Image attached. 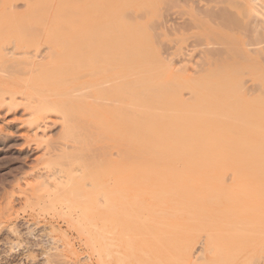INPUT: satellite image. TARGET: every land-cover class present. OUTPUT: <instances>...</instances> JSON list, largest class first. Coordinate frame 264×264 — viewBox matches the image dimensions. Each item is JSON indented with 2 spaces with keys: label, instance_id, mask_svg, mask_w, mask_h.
Here are the masks:
<instances>
[{
  "label": "rangeland",
  "instance_id": "obj_1",
  "mask_svg": "<svg viewBox=\"0 0 264 264\" xmlns=\"http://www.w3.org/2000/svg\"><path fill=\"white\" fill-rule=\"evenodd\" d=\"M41 1L44 2L45 0ZM53 1L54 0H52L51 3L47 2L46 7L51 4L56 5L59 3V0L56 2ZM18 2L23 4L22 8L20 7L21 4L20 6L17 4ZM28 2L25 0H1L0 17H2L1 15H3L2 11H5L4 9L7 11V8L5 7H8V9L12 7L14 8L13 12L15 14L19 12L21 15L23 12L28 16L31 13L33 14L37 11L40 12V7H38L40 10L37 9L31 13L29 12L32 8L36 7L33 3H36L37 0H31V2ZM72 2L73 4L68 2V5L65 4L66 9H68V11L71 9L69 5L72 6L73 9L79 8V10L77 9L76 11L70 10L73 13L75 12V14L78 12L76 20L78 16L79 19L77 21L79 22L78 24L71 23L72 20H76L70 18L74 17L70 15V21H66L67 24L63 21V19H56L57 21L53 20L56 23V26L58 22V26H60L61 23V25L64 26V28L62 26L63 30L56 26H54V28V22L52 19L50 20L52 21L50 24L48 22H46V24L44 23L46 26L44 24L40 25L38 23H33L36 22L35 20L38 18L41 19L38 17L39 15L43 16L45 14L41 12L39 15L37 14L38 16L36 15L35 20L30 21V19L28 20L27 18H23L25 23L24 21H20L21 24H19L21 27L23 23L27 26L29 22H31L28 26L29 29L26 28L24 30L18 29V27H20L19 24L17 25L18 27L13 26L18 23L17 20L19 19L16 18L17 14L16 17H13L14 23L12 26L6 25L5 27H1L5 20L8 21V18L6 19V17L8 16L7 14H10L8 12H11L12 9H9L10 11L8 10V12L5 11L6 14L4 15H7L6 17L3 15L5 20L2 22L0 20L1 31L2 28H4V31L0 32V73L2 72V74H0V137L2 135V139L4 140L3 141L1 139L2 141H0L2 143L0 144V264H106L109 260L106 256L108 252L105 253L108 248H105L106 250H104L103 246L106 243L105 241H107L106 239L108 238V235L101 232H92V230L89 231L91 227L89 219L93 216V211L91 210H95L96 201H103V198L101 199L99 197L101 192L100 189H92L90 185L88 186V184H91V186L94 187L92 182L95 183L97 177H100L98 175L99 172L97 164L102 158V153L108 149V144L107 142L104 144L102 141L103 139L101 140L96 136V134L102 130V127H104L102 126L103 121L110 118L113 112H109L110 114L107 112L104 114L103 112V115L100 114V117L97 113L100 110V107H97L99 105L96 103V106L92 103V101H90V99L93 100V97H96L99 92V95L101 96L100 89H97L96 86L94 88V79L100 77L102 73L100 74L98 72V75H96L97 72H93L94 76L90 75L92 78L88 77V74L84 75V77L87 76L88 79L92 80H90V85H93V87L88 88V91L81 90L83 94H78V92H76L77 96L75 94L68 95V93L72 90L71 88L75 89L77 85H73L71 88L68 86L71 89L69 90L67 85H62L60 81L63 78L68 79L70 76H72L71 78L73 79L75 73L76 76H78L79 73H91L93 70L96 71L97 69V71L102 70L100 72H104V68L107 67L108 69L114 62L116 55H113L120 52L119 48L115 49V38L112 40L113 44L109 42L111 41L110 39H112V36L116 37L120 34L123 38L124 36H128L129 33L132 35L131 32L136 29V32L134 33H138L135 34L137 36V40H141L139 45L141 44L140 46L142 47L144 45V49L147 47L145 50L148 51V64L156 67L160 78L164 77L166 80H173L172 82H175L177 85L175 87V84L173 85L170 81L169 83L167 82L169 87L173 86L172 88L170 87L171 91L169 92H174L175 89L178 91L176 93L180 94L177 95L178 97H171V94H175V92L169 94L168 91H165L167 92V94L164 93L166 95H161L162 98H165H163L164 101L166 98L172 100V102L169 100V104L176 102L177 100L175 101V99L182 96V92L188 93L186 94L187 96L190 91L195 92L197 95L201 93L205 94L209 87L215 85L212 82L218 84L215 85L217 92L212 94L207 101V105L212 109L222 106L232 107L234 105V101L235 103L238 102L243 96V89H248L254 86L255 93L248 100L253 99L254 101L256 100L255 102L257 103H264V0H81V2L79 1V5L74 1ZM11 3L16 4L14 5L16 6V9L14 6H10ZM63 3H65V1ZM89 3H91V5ZM58 5L59 6H56V9L61 8L60 6L62 4ZM73 5H76V7ZM44 6L41 7L44 8ZM65 6H63V8ZM143 7L145 8L144 10ZM63 10L65 12L67 11L65 9ZM53 12L55 13V11H52L51 13ZM81 12L84 15H81ZM46 13L49 15H45V20L49 21L50 12L48 11ZM66 13L61 14L65 15ZM73 13L72 15H75ZM10 15L9 17H12ZM120 16L123 17V19ZM119 17L121 20H119ZM124 17H126V19ZM33 18H35V16ZM53 19H55V17ZM127 19H130V21L126 24L124 20L127 22ZM11 20L12 18H10L9 22H6L10 24ZM45 20L43 21L41 19V22H45ZM83 20L85 21L83 22ZM117 22L118 24L120 22L119 25L121 30H117L116 28L117 32L114 33L113 28H115V26L117 27ZM130 23L131 25L135 23L137 25H133V30L129 31L131 26L128 24ZM25 25L23 27H26ZM111 26L112 28H110ZM98 27L99 29L102 28L100 30L103 32L98 30ZM65 28L67 32L71 31L68 33L69 35H66V31H64ZM53 29L54 31L55 29L62 30L61 32H65L63 34L64 36L70 37L74 35L73 38H75L77 33L78 36H76L75 41H71L72 39L68 37L67 39L64 36V38L61 37V34L56 36L55 33V35H53ZM126 29H128L129 32ZM19 30L23 32L28 30L25 33L27 36H23V32L21 34L18 33ZM96 30L97 32H95ZM10 31H14V33L15 31L17 32L15 34H11ZM108 31H111L112 33L110 32L111 34L109 35ZM33 32H35V34ZM104 32H106V34L108 33L107 35L111 37L104 35ZM141 33L143 34L140 35ZM91 35H93L94 38ZM99 35H103V41L99 38ZM79 36L82 41L83 39H86L83 42L79 40L80 45L77 46L80 47L74 48L73 50L72 47H76V43L79 44L77 41V37ZM89 36H91V39ZM7 41L8 44L6 43ZM88 41L89 44H87ZM43 42L44 44H42ZM200 42H202V45L196 46L198 43L200 44ZM62 46H64L65 49H63ZM201 46L204 48L202 49ZM5 48L11 51L12 54L21 53V55H23L22 57H18L15 61V63H17L16 67H11L13 65L9 60V51L5 50ZM111 48H113L112 52ZM153 48L160 52H166L167 50L168 52L166 53H171L172 55L167 57L165 62L160 61L154 63L152 60L155 57V55L152 54L154 52ZM194 48L195 52L193 54V58L189 57L190 61L182 60V57H184L183 55L191 54V51ZM106 49L109 51H105ZM41 50L42 52L40 53H45L46 51L48 52L44 61L40 63L35 62L37 64L34 63V65L32 64L33 59H31L33 56L31 58H26L37 54ZM115 50L118 51L116 52ZM105 52L108 54H105ZM79 56L85 58L98 56V58L101 57V60L103 61H98V59V63L96 62L95 64L92 60L94 65L90 62L89 65L85 67L86 69H83L79 68L78 64L75 65V61L79 59ZM194 56H198L199 58H194ZM109 58H111V60L108 62ZM28 61H30V63ZM204 62H206V64ZM197 64H202L203 66H201L203 68L209 69L208 74L205 76L207 79H204V83L202 84L203 86L200 84V87L195 85L192 86V88H189L186 84L182 83L178 75H180L182 70L187 68L190 69L191 66ZM4 67L7 69V73L10 72V70L11 72L14 69L15 70L11 73L12 75L9 73V75H7L8 77H4V75H6ZM7 67L10 68V70ZM47 67L50 68L46 69ZM16 69L18 70V74L15 72ZM28 70H33V72L35 70L36 73L32 74L35 76V79L44 80L45 78V80L42 81L43 83H40L41 87L35 92L24 88V93L12 96V91L8 92L5 88L6 86L4 85L7 81H12L15 76H19L21 75L20 73ZM3 73L5 74L3 75ZM47 73L50 74L47 75ZM160 73H163L166 76H161ZM214 73H216V76ZM44 74L46 75L44 76ZM46 78H48V80ZM77 80H79V77L73 81ZM150 80L151 79L147 82L151 83L149 82ZM179 84L184 85V87H178L180 86ZM221 85H224L223 88H219ZM165 87L168 89L167 85L164 86V88ZM63 88H65V90H63ZM82 92L79 91V93ZM84 92L88 93L85 94ZM195 93H193V95H196ZM90 94H92L93 97H90ZM221 94L223 96H221ZM86 97L90 98L88 99ZM13 99H15L16 103L13 102ZM229 99H233V101H230ZM84 101H87V104H84ZM73 104L75 105L74 109ZM172 104L171 108L173 106ZM30 107L32 108L31 111ZM80 109H83V112ZM173 113L172 115H174ZM90 114H92L91 117L89 116ZM170 115L171 114L169 113V117L167 116L169 120L166 119L167 117L165 118L166 122H171L176 116V114L174 117ZM93 116L95 117L92 118ZM42 120L48 122L51 128L45 133H33V127H35V125ZM99 122H101V124ZM90 126H93L94 129L90 128ZM86 127L87 129H85ZM92 131L94 132L93 134L91 133ZM51 145L63 146V148L59 146V149L61 150L62 148L63 152L61 151L62 153H60L58 151L57 153L56 151L55 153L57 156H53L54 153L50 156L51 153L49 152V154H47V152ZM64 148L68 149L65 150ZM56 179L62 180L66 184H63V187L61 185L58 186L57 184L61 181ZM108 179L109 176L100 177V180L103 181H108ZM85 184H87V187ZM120 195L121 198L119 195L116 197L118 203L123 204V202L130 200L131 213L135 216V213L139 209V205L132 202V196L129 193H121ZM123 199L124 201H122ZM106 215L120 216L121 213L119 210H116L112 213V215H109L108 212L105 213V216ZM78 218L79 222L76 221ZM253 221L254 218L252 219V222ZM238 222L241 221H230V227L232 226L231 228L236 231L240 230L241 225L238 226ZM261 225L262 224L260 223L258 226L253 225V231L246 233L243 240V245L254 246V243H258V246L255 245L256 249L253 257L259 259L254 260L257 261V263L260 262L259 264L264 262V260H261L264 258V225ZM255 229L260 231L262 234L260 235V233ZM202 235L204 234H197L194 236L193 240L195 243H198V245H201V243H199L200 239H203L201 241L202 243H204L207 239L206 235L201 238ZM93 236L94 238L92 239ZM251 240H253L254 243L251 244ZM125 245V242L120 241L116 245L118 246L116 250L124 252ZM109 250L110 249H108V251ZM161 252L162 254L166 253V250L161 249ZM105 257L107 259H105ZM203 258V260L199 259L194 262V264H210V259L208 257ZM252 260V264L256 263ZM218 263L219 261L217 264ZM122 264L136 263L125 260Z\"/></svg>",
  "mask_w": 264,
  "mask_h": 264
},
{
  "label": "bare ground",
  "instance_id": "obj_2",
  "mask_svg": "<svg viewBox=\"0 0 264 264\" xmlns=\"http://www.w3.org/2000/svg\"><path fill=\"white\" fill-rule=\"evenodd\" d=\"M25 1L31 2V0ZM46 1L47 0H45L44 3L41 0H37L38 3H33L34 6H36L34 7L35 9L32 8L33 10L31 9L29 11L31 13L32 11H36L37 9L40 10L41 8L40 12L45 13L43 15L44 18L43 16L39 15V11H37L36 13L34 12L33 14L28 13L30 17L27 14H24V12L22 15L18 12L16 13V17V14L13 12L14 8L10 7L9 9L12 10L11 12H8V7H5L7 8V11L6 9H4L6 12L10 14L13 12L14 14H7L8 16L6 15V17L4 15L6 14V12L2 11L4 17H6V19L8 18V21L5 20L3 15H1V22L5 20L3 22V25L4 23L5 25H2L1 27H5L6 25L12 26L14 23L13 17L19 19L17 20L18 23L15 22L17 24L13 26H17L20 21H24L25 23V20L23 18H27L28 20L30 19V21L35 20L37 14L39 15L37 16L44 21L46 19L45 15L48 14L46 12L48 11L50 12V17L48 16L49 21L45 20V22L42 21V23L41 19L37 17L38 19L33 23H38L41 25L48 22L50 24V22H52L53 20L63 19V21L67 24L68 20L70 21V16H74L75 18H70L76 20V15L78 14V12H76L75 14V12L73 13L71 11H76L77 9L79 10V8L73 9V7L69 5L71 9L69 7L68 8L71 11H68L65 4H73L72 1H74L79 5V1L81 2V0H59V3H55L56 5L53 4L55 7L51 4L53 6V9L52 6H49L48 4L47 5L50 9L48 8V6L46 7V3H51L52 0H48L47 2ZM56 1L57 0H54L53 2ZM64 1L65 3H63ZM17 4H19V6L21 4L20 7L22 8V3L18 2ZM58 4H62L60 6L61 8L65 6L63 9L67 10V13L61 8L56 9V6H59ZM89 4L91 5V3ZM14 5L16 4H10V6ZM41 6H44V8ZM73 6L76 7V5ZM14 7L16 9V6ZM44 9L46 10V12ZM144 9L145 8L143 7V10ZM52 11H55V13H53L56 16L51 13ZM56 12L59 14H57ZM61 13L66 14L62 15ZM72 13L75 15H72ZM51 14L55 17V19H53L54 17H52ZM80 14L84 15L82 12ZM9 15L12 17H9ZM34 16L35 18H33ZM63 16H66L67 20L66 17ZM10 18H12V20L10 24H8L7 22H9ZM121 18L123 19V17ZM121 18L119 20H121ZM124 18L126 19V17ZM51 19L52 21H50ZM78 19L79 17L77 16V20ZM130 19H127V22L124 20V22L127 24ZM77 20H72L71 23L78 24L79 21ZM84 21L85 20H83V22ZM24 23L22 24V27L20 23V27L17 26L18 29L24 30L31 24V22H29V24L26 26ZM116 24L117 27L115 26V28H113L114 33L117 32L116 28L117 30H121V27L119 25L120 22L119 24L118 22ZM24 25L26 27H23ZM58 25L59 22L57 26L54 22L53 27L56 26L59 29H62L63 25H61L60 23L61 28ZM128 25L131 26V29L128 28L130 31L133 30V25L137 24L135 23L131 25L130 23ZM110 28H112V26ZM3 29L4 28H2L1 31L0 28V32H3ZM59 29H55L56 32L53 29L52 33L53 35H55L56 33V36L61 34V37H63V34L65 32H61L63 29ZM100 29L98 27V30ZM128 29L126 30L128 31ZM134 30L135 31L131 32L132 35H130L129 33L128 36H124L123 38L120 34H118L119 36L116 34V37L109 36L112 33L111 31V33L108 31L109 35H107L108 33L106 34V32H104V35L112 38L110 39L111 41H109L110 43H112V40L115 38V49H120L119 53L117 52L118 50H115L117 54L115 53L113 56L116 55V60L114 59V62L109 66L108 69L107 67L104 68V72H100L102 70L97 71V69L96 71L91 70V73H79L78 76H76L75 73L73 79L71 78L72 76H70L68 79L63 78L60 81L62 85H67V87L70 86V88L73 87V85H77L75 89L71 88L72 90L68 87V89L71 90L68 95H76V92H78V94H83L82 91H88V88L93 87V85H90V82L92 80L88 79V77H91L90 75L94 76L93 72H97L96 75H98V72L100 74L102 73L100 77L94 79L95 82L93 81L94 88L96 86L97 89H100L101 96L99 95L100 92L97 93L96 97H93V95L90 94V97H93V100L90 99V101H92V103H94L95 105L96 103L97 105H99H96L97 107H100V110L98 109L100 113L96 111L99 115H103V112L104 114L105 112H107L108 114H110L109 112L111 111L113 112L110 118H107L105 119V121H103L102 126L104 127H102V130L96 134V136L101 140L103 139L102 141L104 142V144L105 142H107L108 144V149L103 147L104 149H106V151L102 153V158L97 164L99 172L98 175L100 177L109 176V179L108 181H103L100 180V177H97L95 183H93L91 180L94 187L91 186V184L87 183L88 186L90 185L92 189H100L101 192L99 197L101 199L103 198V201H100L98 200L100 198L97 197L98 201H96L95 210H91L93 211V216H91V218L89 219V224H91L89 231L92 230V232H101L108 235V238L106 239L107 241L104 240L107 243V246L106 243L105 245H103L104 250H106L105 248L110 249L109 251L108 249L105 251V253L108 252L106 256L107 258H109L106 264H122L125 260L132 263L135 262L136 264H194V262L199 259L203 260V257H208L210 259V264H217L218 261V264H252L251 260L256 249L255 245H257L258 243H254L253 240H251L250 243H254V246L245 244L243 245V240L246 233H250V231H253V225L258 226L259 223L262 224L261 226L264 225V103H257L255 102L256 100L254 101L253 99L248 100L255 93V86L253 85L254 87L243 89V96L239 99V101L236 100L238 102L235 103L234 101V105L232 107L222 106L212 109L207 105V101L210 96L217 92L215 86L217 83L212 82L215 85L209 87L205 94L201 93L197 95L195 92L190 91L189 95L187 96L186 94L188 93L182 92V96H180L178 99H175V101L177 100L176 102L173 101V104H169L168 102L170 99L166 98V100L164 101V97L162 98V96L167 94V92L165 91H168L169 94L173 92H169L171 91L170 87L172 88L173 86L169 87V85L167 84V82L169 83V81L173 83V80H166L164 77L160 78L156 67H154V65L151 66L148 64V51L145 50L147 49V47H145L144 49L143 44V47L140 46L141 44L139 45V43H141V40H137V36L135 34L138 33H134L136 32V29ZM20 31L21 30H19L18 33L21 34L23 31ZM64 31H66V28L64 29ZM16 32L17 31H15V33ZM26 32L24 31L22 33L23 36H27V34H25ZM69 32L66 31V35ZM95 32H97V30ZM13 33L14 31L11 32V34ZM33 33L35 34V32ZM142 34L143 33H141L140 35ZM76 36H78V33L75 35V38ZM91 36L93 37V35ZM91 36H89L90 39ZM64 37L67 39L68 36ZM73 37L74 35L68 38L72 39L71 41H75V38ZM99 38H101L102 41L104 40L103 35H99ZM77 39L79 44L76 43V47H72L73 50L74 48H77V45H80V41H82V39H80V36L77 37ZM85 39H83V41ZM44 42L42 44H44ZM6 43L8 44V41ZM201 43L202 42H200V44L198 43V45L196 46L202 45ZM87 44H89V41ZM62 47L63 49H65L64 46ZM203 48L204 47H202V49ZM112 49L113 48H111V52ZM5 50L9 51L6 48ZM42 50L37 54L31 55L30 57L26 58H31L33 56L31 58L33 59L32 64H34L35 62L40 63L46 59V55L48 54L47 51L45 53H40L42 52ZM153 50L154 52L152 54L155 55V57L152 60L154 61V63L160 61L165 62L167 60V57L172 55L171 53H166L168 52L167 50L166 52L164 51L165 53L157 51V49L154 48ZM49 51L52 52L51 50ZM105 51L109 50L106 49ZM191 52V54L183 55L184 57H182V60L190 61L189 57L193 58L195 48ZM106 53L107 52H105V54ZM8 56L11 64L13 65L11 67H16L17 63H15V61L18 59V57H22L23 55H21V53L12 54L11 51H9ZM94 57L97 59H95ZM196 57L198 56H194V58ZM90 58L79 56V59H77L78 62L75 61V65L78 64L79 68L86 69L85 67H87L90 62L91 64H96V62L98 63V61H103L101 60V57L98 58V56H93L91 59ZM110 60L111 58L108 59V62ZM30 61L28 62L30 63ZM204 63L206 64V62ZM202 64L193 65L190 67V69L187 68L182 70L180 75H178L182 83L186 84V86L189 88H192V86L195 85H202L209 70L208 68H203ZM48 68L50 67H47L46 69ZM8 69L10 70V68ZM17 69L15 71L16 73L18 72ZM6 70L7 69L5 68V71ZM12 72L11 70L8 73L6 71V75H4L5 73H3V75L5 77ZM33 73H36L35 70L34 72L33 70L22 72L20 73L21 75L15 76L12 81H7L4 86H6L5 88L8 92L12 91V96L24 93V88L32 92L38 91V89L41 87L40 83H43L42 81H44L45 78L43 77L44 80L37 78L35 79V76L32 75ZM0 74H2V72ZM49 74L47 73V75ZM160 74L161 76L165 75L163 73ZM215 74L216 73H214V75ZM45 75L46 74H44V76ZM84 75H87L88 77H84ZM76 77H79V80L73 81L77 79ZM46 79L48 80V78ZM149 79H151L149 81L151 83L147 82ZM174 84L175 82L173 83V85ZM166 85L168 86L169 90L166 89L167 87L164 88V86ZM179 85L180 86L178 87H184V85ZM176 86L177 85L175 84V87ZM223 86L224 85H221L219 86V88H223ZM63 90H65V88H63ZM79 91L82 93H79ZM174 92L176 96L175 94H171V97H178L177 95L179 93H176L178 91L174 89ZM87 93L88 92H86L85 94ZM193 93H195L196 95H193ZM183 94H185L186 97ZM221 96L223 95L221 94ZM90 97L86 98L89 99ZM13 100V102L16 103L15 99ZM170 101L172 102V100ZM230 101H233V99ZM84 104H87V101H84ZM171 104L173 105V109L171 108ZM74 106L75 105L73 104V109ZM31 107L30 111L32 110ZM80 110L82 111L83 109ZM169 113L171 114L170 116L174 117L175 114L176 116L171 122H166L165 118L169 115ZM172 113L174 115H172ZM91 115L92 114H90L89 116L91 117ZM95 116H93L92 118H94ZM168 117L166 119L169 120ZM101 122L99 123L101 124ZM50 128L51 126L48 124V122L42 120L41 122H38L35 127H33L32 131L35 134L39 132L45 133ZM90 128H93V126H90ZM85 129H87V127ZM91 133L93 134L94 132L92 131ZM1 139L2 135L0 137V141L3 140ZM0 144L2 143L0 142ZM59 146L63 148V146L61 145H51L47 154H49L50 152V156L53 155V153V156H57V154L55 153L56 151L57 153L58 151L62 153L63 150L62 148L60 150ZM67 149L68 148H66L65 150ZM56 180L61 181L59 182V184H57L58 186L61 185L63 187V184H66L62 180ZM87 184H85V186ZM121 193H129L132 196V202H135L139 205V209L135 213V216H133V214L131 213L130 200L123 202V204L118 203L116 197L118 195L120 197ZM122 201H124V199ZM116 210L120 211V216H105V213L108 212L109 215H112V213H114V211ZM253 218L254 221L252 222ZM232 220H240L242 222V224L241 222H238L237 224L238 226L241 225L240 230L236 231L231 228L232 226L230 227V221ZM76 221L79 222V218ZM255 230L257 231V229ZM257 232H259L260 235L262 234L260 231ZM197 234H204L201 238H203V236L205 235L207 237L204 243L201 242L203 239H200L199 243H201V245H198V243H195L193 240L194 236H196ZM93 238L94 236L92 237V239ZM120 241L125 242L126 244L124 252L116 250L118 248V246L116 245ZM161 249H165L166 253L162 254ZM107 258L105 257V259ZM254 258L255 257H253L252 261L257 259ZM261 260H264V258ZM254 262L257 263V261Z\"/></svg>",
  "mask_w": 264,
  "mask_h": 264
}]
</instances>
